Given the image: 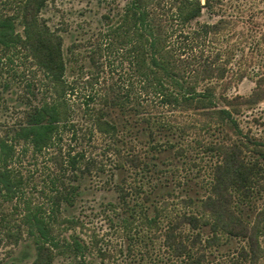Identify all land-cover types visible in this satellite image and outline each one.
<instances>
[{
	"label": "rangeland",
	"instance_id": "rangeland-1",
	"mask_svg": "<svg viewBox=\"0 0 264 264\" xmlns=\"http://www.w3.org/2000/svg\"><path fill=\"white\" fill-rule=\"evenodd\" d=\"M128 1L47 0L38 15L61 38L66 79L76 82L72 119L81 128L77 134L65 130L57 146L63 157L29 150L20 165L39 202L49 204L56 185L70 192L55 224L60 245L52 264H264V0H201L209 1L207 7L183 29L194 37L181 38L176 50L189 70L207 58L226 71L223 78L197 84L211 87L214 106L188 109L160 103L135 70L128 46L112 41L110 28ZM204 23L209 32L196 37L193 31ZM17 29L22 32L21 25ZM3 65L17 72L0 94L5 125L15 107L21 108L16 100L26 83L43 74L25 55ZM111 86L126 100L114 146L137 154L149 167L118 159L112 138L94 125L100 108L108 109L103 97ZM82 147L85 158L73 167L65 156ZM228 160L242 164L238 178L218 203L206 204L208 196L218 195L216 168ZM218 214L225 229L214 228ZM184 215L198 221H182ZM171 223L178 225L175 239L187 251L174 253L165 243ZM34 245L30 239L11 245L7 260L31 264Z\"/></svg>",
	"mask_w": 264,
	"mask_h": 264
},
{
	"label": "trees",
	"instance_id": "trees-1",
	"mask_svg": "<svg viewBox=\"0 0 264 264\" xmlns=\"http://www.w3.org/2000/svg\"><path fill=\"white\" fill-rule=\"evenodd\" d=\"M46 1L0 0V94L16 78L15 69L5 70L3 65L8 66V62H13L15 57L25 55L31 58L43 74L39 80L26 83V92L16 100L22 103L21 108L15 107L11 122L0 124V264H14L7 259L15 248L8 247H18L26 239L35 244V258L31 264H52L55 248L60 245L59 237L55 235V224L62 217V201H68L71 197L70 192L56 185V193L50 198L49 204L39 202L34 193L29 191L28 179L20 166L29 150L34 153H53L55 156L59 153L63 157L57 146L63 142L65 130L77 134L81 129L72 119L70 94L76 82L66 79L61 38L38 16ZM208 3L202 4L201 0H129L118 15L119 21L110 28L112 41L128 46L135 70L143 76L145 87L160 103L187 109L214 106L211 87L198 89L197 84L200 79L223 78L226 67L200 58L196 68L191 71L186 67L188 61L176 50L181 38L194 37L183 29L201 14L202 8L207 7ZM20 25L22 32L17 29ZM178 28L179 32L176 33ZM209 29L204 23L193 33L199 37L207 34ZM10 71H14L12 76L8 75ZM192 74L193 77H190ZM37 84L40 87L36 90ZM110 90L111 93H105L103 97V105L108 106V109L100 108L93 117L95 127L112 138L111 152L118 159L122 158L133 165L139 161L149 167V163L141 161L137 154L131 152L125 155L114 146L121 121L119 111L122 113L126 110V100L113 86ZM115 114L117 117L113 119L112 115ZM85 155V148L82 147L65 157L75 167ZM241 168V163L234 165L230 160L226 162V167L217 166L213 188L218 195L208 196L206 204H216L227 195L228 185L235 182L234 178H238ZM232 215L229 214V218ZM181 220L195 225L198 218L184 215ZM171 224L165 234L168 238L165 243L173 247L174 253L187 251L188 245L175 239L174 231L178 225ZM219 225L226 228L223 216L218 214L214 228ZM234 225L236 219L228 223V226ZM76 247H79L78 243ZM23 256L27 258L30 253L25 250Z\"/></svg>",
	"mask_w": 264,
	"mask_h": 264
}]
</instances>
